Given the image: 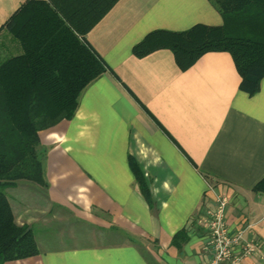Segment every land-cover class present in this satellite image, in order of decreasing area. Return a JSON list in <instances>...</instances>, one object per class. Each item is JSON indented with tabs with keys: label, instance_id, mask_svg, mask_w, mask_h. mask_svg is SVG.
<instances>
[{
	"label": "crops",
	"instance_id": "0c3cea01",
	"mask_svg": "<svg viewBox=\"0 0 264 264\" xmlns=\"http://www.w3.org/2000/svg\"><path fill=\"white\" fill-rule=\"evenodd\" d=\"M26 1L0 0V64L23 54L3 26ZM199 24L224 25L209 0H120L87 34L107 71L39 133L47 186L5 189L40 254L4 264H205L209 185L229 199V229L260 244L244 264H264V79L244 92L228 52L186 71L170 50L133 54L153 31Z\"/></svg>",
	"mask_w": 264,
	"mask_h": 264
},
{
	"label": "trees",
	"instance_id": "16d2710c",
	"mask_svg": "<svg viewBox=\"0 0 264 264\" xmlns=\"http://www.w3.org/2000/svg\"><path fill=\"white\" fill-rule=\"evenodd\" d=\"M120 0H27L3 26L23 54L0 64V264L40 254L33 231L16 223L5 189L19 181L47 186L39 133L74 117L81 92L107 71L85 43ZM222 26L156 30L134 46L143 58L170 50L182 71L205 54L228 52L250 96L264 79V0H209ZM264 193V179L254 188ZM150 200L149 194L145 195ZM181 231L173 239L181 246Z\"/></svg>",
	"mask_w": 264,
	"mask_h": 264
},
{
	"label": "built area",
	"instance_id": "2783aa9c",
	"mask_svg": "<svg viewBox=\"0 0 264 264\" xmlns=\"http://www.w3.org/2000/svg\"><path fill=\"white\" fill-rule=\"evenodd\" d=\"M209 190L214 193L213 204L206 206L205 215L200 218L207 233L205 264H244L247 258L257 255L260 244L247 239L244 230L229 229L226 220L228 197L217 193L211 185Z\"/></svg>",
	"mask_w": 264,
	"mask_h": 264
}]
</instances>
